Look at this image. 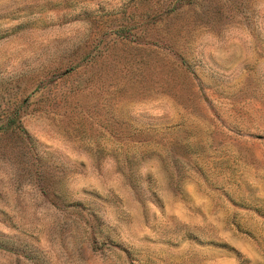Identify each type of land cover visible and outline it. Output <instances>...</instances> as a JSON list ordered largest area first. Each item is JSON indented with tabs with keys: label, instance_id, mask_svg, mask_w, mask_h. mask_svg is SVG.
Returning <instances> with one entry per match:
<instances>
[{
	"label": "rangeland",
	"instance_id": "1",
	"mask_svg": "<svg viewBox=\"0 0 264 264\" xmlns=\"http://www.w3.org/2000/svg\"><path fill=\"white\" fill-rule=\"evenodd\" d=\"M0 264H264V0H0Z\"/></svg>",
	"mask_w": 264,
	"mask_h": 264
},
{
	"label": "trees",
	"instance_id": "2",
	"mask_svg": "<svg viewBox=\"0 0 264 264\" xmlns=\"http://www.w3.org/2000/svg\"><path fill=\"white\" fill-rule=\"evenodd\" d=\"M4 249H6L7 251H12V250H15V248L12 246H7V245H4L2 246Z\"/></svg>",
	"mask_w": 264,
	"mask_h": 264
}]
</instances>
